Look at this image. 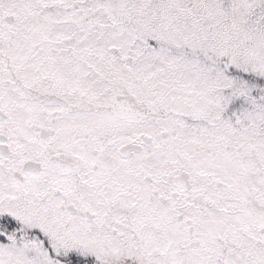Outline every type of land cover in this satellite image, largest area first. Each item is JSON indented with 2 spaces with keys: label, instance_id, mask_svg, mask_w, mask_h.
Returning <instances> with one entry per match:
<instances>
[{
  "label": "snow or ice",
  "instance_id": "obj_1",
  "mask_svg": "<svg viewBox=\"0 0 264 264\" xmlns=\"http://www.w3.org/2000/svg\"><path fill=\"white\" fill-rule=\"evenodd\" d=\"M0 264H264V0H0Z\"/></svg>",
  "mask_w": 264,
  "mask_h": 264
}]
</instances>
